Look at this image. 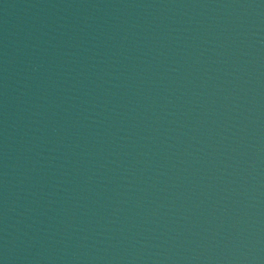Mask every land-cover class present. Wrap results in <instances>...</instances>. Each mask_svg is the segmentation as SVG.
I'll list each match as a JSON object with an SVG mask.
<instances>
[{
  "label": "water",
  "instance_id": "obj_1",
  "mask_svg": "<svg viewBox=\"0 0 264 264\" xmlns=\"http://www.w3.org/2000/svg\"><path fill=\"white\" fill-rule=\"evenodd\" d=\"M112 264H264V0H129Z\"/></svg>",
  "mask_w": 264,
  "mask_h": 264
}]
</instances>
